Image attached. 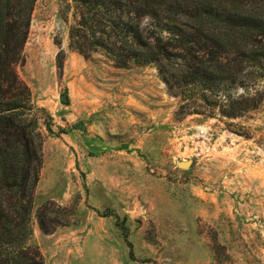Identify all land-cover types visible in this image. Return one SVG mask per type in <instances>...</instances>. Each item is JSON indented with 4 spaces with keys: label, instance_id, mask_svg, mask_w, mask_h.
Here are the masks:
<instances>
[{
    "label": "rangeland",
    "instance_id": "rangeland-1",
    "mask_svg": "<svg viewBox=\"0 0 264 264\" xmlns=\"http://www.w3.org/2000/svg\"><path fill=\"white\" fill-rule=\"evenodd\" d=\"M75 12L36 0L17 68L44 110L30 242L44 264H264V102L232 120L178 116L155 68L70 48ZM41 207L62 224L52 234Z\"/></svg>",
    "mask_w": 264,
    "mask_h": 264
},
{
    "label": "trees",
    "instance_id": "trees-1",
    "mask_svg": "<svg viewBox=\"0 0 264 264\" xmlns=\"http://www.w3.org/2000/svg\"><path fill=\"white\" fill-rule=\"evenodd\" d=\"M71 1L76 12L70 48L84 57L103 51L116 68H155L167 93L179 101L178 116L232 120L262 106L264 0ZM35 2L0 0V264H44L30 244L44 110L17 72L25 61ZM64 61L60 50L58 70ZM45 211L38 210L37 221L49 235L62 224ZM116 225L127 242L118 217Z\"/></svg>",
    "mask_w": 264,
    "mask_h": 264
},
{
    "label": "water",
    "instance_id": "water-1",
    "mask_svg": "<svg viewBox=\"0 0 264 264\" xmlns=\"http://www.w3.org/2000/svg\"><path fill=\"white\" fill-rule=\"evenodd\" d=\"M59 101H60V103H62V104H68V98H67V95L64 94V95L60 96V97H59ZM189 165H190V162H181V163L178 164V167H180V168H186V167L189 166Z\"/></svg>",
    "mask_w": 264,
    "mask_h": 264
}]
</instances>
